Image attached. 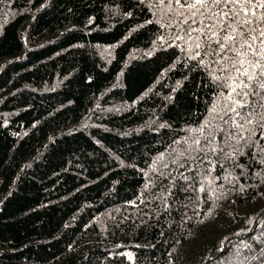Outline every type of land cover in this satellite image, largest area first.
<instances>
[{
  "label": "trees",
  "instance_id": "trees-1",
  "mask_svg": "<svg viewBox=\"0 0 264 264\" xmlns=\"http://www.w3.org/2000/svg\"><path fill=\"white\" fill-rule=\"evenodd\" d=\"M181 11L0 0V264H264V77L237 143Z\"/></svg>",
  "mask_w": 264,
  "mask_h": 264
},
{
  "label": "snow or ice",
  "instance_id": "snow-or-ice-1",
  "mask_svg": "<svg viewBox=\"0 0 264 264\" xmlns=\"http://www.w3.org/2000/svg\"><path fill=\"white\" fill-rule=\"evenodd\" d=\"M165 2L166 0H161V3ZM174 3L180 10L186 9L189 14L184 16L181 11V16L184 17L182 23L188 25V28L185 29L186 35L198 34L194 37L195 48H201L200 36H206L207 44L204 54L221 56L225 61L226 66L222 71L228 74L224 77H216V79L220 81V87L230 89L228 95L224 96V100L229 102L224 111L226 114L231 112L234 115L230 128L221 129V132H226L231 137L233 135L231 128H235L238 143L240 139H244L242 132L247 130L246 124L252 123L251 116L255 114V109H251V106L243 99L234 97H248L255 94V89L252 92L247 91L249 84L246 81L257 79V74L250 69L257 68L259 76L264 77V28L259 29V37H257L252 35L257 31L256 28L249 27L247 31H244L243 26L252 24L250 17L257 16V9L262 10L259 19L264 21V0H174ZM172 6L173 0H167V7L171 9ZM213 9H218V11H213ZM198 16H203L204 19L197 20ZM189 19H191V23H189ZM209 20L215 22L208 23ZM197 23L202 27H192V24ZM221 33L224 34L221 35ZM257 39H261L259 49L254 48L250 42ZM213 43L217 45L216 48L212 47ZM227 52H233L234 55H225ZM199 55V52L195 53V56ZM249 55L252 57L259 55V59H250ZM257 82L259 87L264 89V82L259 80ZM261 106L264 107V105ZM242 109L249 110V113L242 112ZM236 117H239L242 122L236 123ZM261 119H264V116ZM229 123V121H225V124ZM260 127L264 128V124H261ZM261 138H264V135ZM194 143L199 145L200 141L196 140ZM212 151H216V149L213 148ZM220 151L224 152L223 149ZM183 179L188 178L183 177ZM200 191H204V189L201 188Z\"/></svg>",
  "mask_w": 264,
  "mask_h": 264
}]
</instances>
